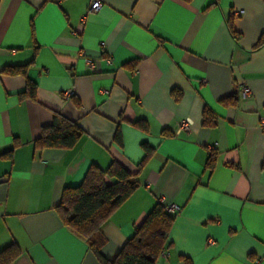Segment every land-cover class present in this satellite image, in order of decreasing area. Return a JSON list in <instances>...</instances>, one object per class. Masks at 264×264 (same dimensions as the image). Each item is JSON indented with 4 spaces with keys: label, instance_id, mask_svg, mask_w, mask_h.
<instances>
[{
    "label": "crops",
    "instance_id": "0c3cea01",
    "mask_svg": "<svg viewBox=\"0 0 264 264\" xmlns=\"http://www.w3.org/2000/svg\"><path fill=\"white\" fill-rule=\"evenodd\" d=\"M92 1L0 0V252L17 251L0 264H101L57 205L112 161L138 187L103 226L106 257L164 199L181 210L156 264H264V0ZM29 83L35 98L22 93ZM55 113L84 134L39 149Z\"/></svg>",
    "mask_w": 264,
    "mask_h": 264
},
{
    "label": "trees",
    "instance_id": "16d2710c",
    "mask_svg": "<svg viewBox=\"0 0 264 264\" xmlns=\"http://www.w3.org/2000/svg\"><path fill=\"white\" fill-rule=\"evenodd\" d=\"M229 29L233 36L238 39L239 34L234 30L232 23H229ZM263 44L264 34L258 40L255 48H259ZM6 70L8 72H24L25 66ZM22 93L35 98V85L29 83L27 89ZM172 94L176 100L181 97L180 90L173 89ZM238 99L239 95L236 92L233 96L224 99L223 102L235 103ZM203 116L205 124L212 122L211 111L205 109ZM141 126H145V123H141ZM83 134L84 130L77 122L60 113H55L52 123L41 128L35 145L39 149H68L74 147ZM116 135L118 139V134ZM151 152V149L147 150L144 161ZM144 161L139 165L138 172ZM214 163L215 157L211 155L207 167L212 169ZM137 187L136 173H131L118 161H112L106 169L92 164L80 184L64 187L61 192L57 210L63 222L87 241L101 264H156L161 252L168 247V232L176 214L167 212L165 210L167 204L158 201L138 226L136 233L114 257H106L102 253V248L107 241L103 231L105 222L133 194ZM14 248L15 245H10L4 248L0 255L10 251L8 257L13 259L17 255ZM185 260L190 264L189 259L185 258Z\"/></svg>",
    "mask_w": 264,
    "mask_h": 264
},
{
    "label": "built area",
    "instance_id": "2783aa9c",
    "mask_svg": "<svg viewBox=\"0 0 264 264\" xmlns=\"http://www.w3.org/2000/svg\"><path fill=\"white\" fill-rule=\"evenodd\" d=\"M101 6H102L101 0H93L90 6V10L97 11L98 9L101 8ZM85 62L91 71L95 70L96 63L93 59L85 56ZM65 94L67 97H70L73 94V91L69 90ZM240 94L242 97H247L252 94V91L248 85L242 84L240 87ZM190 125H191L190 121L185 120L180 124V127L183 129H190ZM260 127L264 129V115L261 117ZM161 202H164V199H161ZM165 210L171 214H177L178 212H180L181 208L178 205L172 203V204H167L165 206Z\"/></svg>",
    "mask_w": 264,
    "mask_h": 264
}]
</instances>
